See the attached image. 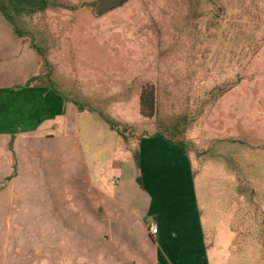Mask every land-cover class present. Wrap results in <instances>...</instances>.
<instances>
[{
  "label": "rangeland",
  "instance_id": "1",
  "mask_svg": "<svg viewBox=\"0 0 264 264\" xmlns=\"http://www.w3.org/2000/svg\"><path fill=\"white\" fill-rule=\"evenodd\" d=\"M9 1L15 11L19 0ZM45 1L16 21L46 81L80 111L140 116L118 121L134 140L160 132L197 154L220 187L212 264H264V0H128L105 15L98 0ZM0 20V45L8 44L15 34ZM150 87L156 110L144 119ZM54 147H28L30 175H49L51 162V175L67 176Z\"/></svg>",
  "mask_w": 264,
  "mask_h": 264
},
{
  "label": "crops",
  "instance_id": "2",
  "mask_svg": "<svg viewBox=\"0 0 264 264\" xmlns=\"http://www.w3.org/2000/svg\"><path fill=\"white\" fill-rule=\"evenodd\" d=\"M1 17L15 38L0 45V264H212L220 187L197 154L156 134L134 140L100 113L78 110ZM86 122L89 134L77 130ZM34 145H54L67 176L51 175V162L49 175H30Z\"/></svg>",
  "mask_w": 264,
  "mask_h": 264
},
{
  "label": "trees",
  "instance_id": "3",
  "mask_svg": "<svg viewBox=\"0 0 264 264\" xmlns=\"http://www.w3.org/2000/svg\"><path fill=\"white\" fill-rule=\"evenodd\" d=\"M38 1L46 3L45 0H19L20 4H18L15 11L10 7V1L9 0H0V11L4 15V17L7 19V21L14 27L15 31L19 35H23L22 32L18 29L16 17H21L23 14H32L37 10L36 3ZM18 3V1H17ZM17 5V4H16ZM41 6L40 8H42ZM156 110V99H155V90L154 87L147 88L143 91L141 98H140V113L141 116L144 119H152L155 115ZM93 111V110H92ZM103 116V115H102ZM104 119L110 124L112 129L120 130L119 129V122L115 121L113 118L105 117ZM122 132V131H120ZM156 136H161L166 138L162 133H157ZM167 139V138H166ZM170 141L169 139H167ZM173 142V141H170ZM181 145L185 146L182 142H178ZM188 148V147H187Z\"/></svg>",
  "mask_w": 264,
  "mask_h": 264
},
{
  "label": "water",
  "instance_id": "4",
  "mask_svg": "<svg viewBox=\"0 0 264 264\" xmlns=\"http://www.w3.org/2000/svg\"><path fill=\"white\" fill-rule=\"evenodd\" d=\"M128 0H98L97 12L99 15H105L127 3Z\"/></svg>",
  "mask_w": 264,
  "mask_h": 264
},
{
  "label": "built area",
  "instance_id": "5",
  "mask_svg": "<svg viewBox=\"0 0 264 264\" xmlns=\"http://www.w3.org/2000/svg\"><path fill=\"white\" fill-rule=\"evenodd\" d=\"M150 232H151L153 235L158 234L159 230H158L157 225H152L151 228H150Z\"/></svg>",
  "mask_w": 264,
  "mask_h": 264
}]
</instances>
